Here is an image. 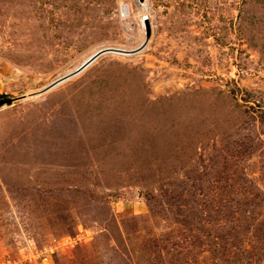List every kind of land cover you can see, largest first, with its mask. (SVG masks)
<instances>
[{
	"label": "rangeland",
	"instance_id": "obj_1",
	"mask_svg": "<svg viewBox=\"0 0 264 264\" xmlns=\"http://www.w3.org/2000/svg\"><path fill=\"white\" fill-rule=\"evenodd\" d=\"M0 94V264H264V0H0Z\"/></svg>",
	"mask_w": 264,
	"mask_h": 264
},
{
	"label": "water",
	"instance_id": "obj_2",
	"mask_svg": "<svg viewBox=\"0 0 264 264\" xmlns=\"http://www.w3.org/2000/svg\"><path fill=\"white\" fill-rule=\"evenodd\" d=\"M147 24V23H146ZM147 42L151 37V31L149 28V24H148V28H147ZM109 52H113V53H117V54H122V53H126L123 50H119V49H112V50H102L99 53H97L95 56H93L87 63H85L84 65H82L75 73L57 81L55 84H53L52 86H50L49 88L45 89L43 92H48L51 89H53L54 87H56L57 85L61 84L64 81H67L71 78H73L74 76L80 74L81 72H83L87 67H89L94 61H96L99 57H101L102 55H105ZM13 102L12 99L7 98L5 95L0 94V108H2L5 105H11Z\"/></svg>",
	"mask_w": 264,
	"mask_h": 264
},
{
	"label": "bare ground",
	"instance_id": "obj_3",
	"mask_svg": "<svg viewBox=\"0 0 264 264\" xmlns=\"http://www.w3.org/2000/svg\"><path fill=\"white\" fill-rule=\"evenodd\" d=\"M140 4H141V3H140ZM128 11H129V8H127V6H124V5H123V7H122V13H123L124 15H128V14H129Z\"/></svg>",
	"mask_w": 264,
	"mask_h": 264
},
{
	"label": "built area",
	"instance_id": "obj_4",
	"mask_svg": "<svg viewBox=\"0 0 264 264\" xmlns=\"http://www.w3.org/2000/svg\"><path fill=\"white\" fill-rule=\"evenodd\" d=\"M148 19H149L148 17H143V19L141 20V23L147 22Z\"/></svg>",
	"mask_w": 264,
	"mask_h": 264
}]
</instances>
